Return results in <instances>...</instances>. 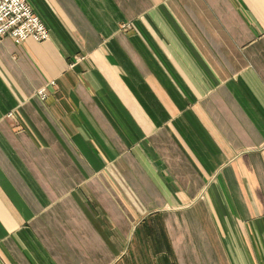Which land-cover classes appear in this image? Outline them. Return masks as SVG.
I'll list each match as a JSON object with an SVG mask.
<instances>
[{
	"label": "crops",
	"instance_id": "crops-1",
	"mask_svg": "<svg viewBox=\"0 0 264 264\" xmlns=\"http://www.w3.org/2000/svg\"><path fill=\"white\" fill-rule=\"evenodd\" d=\"M27 2L50 39L0 41V264H264V0Z\"/></svg>",
	"mask_w": 264,
	"mask_h": 264
},
{
	"label": "built area",
	"instance_id": "built-area-1",
	"mask_svg": "<svg viewBox=\"0 0 264 264\" xmlns=\"http://www.w3.org/2000/svg\"><path fill=\"white\" fill-rule=\"evenodd\" d=\"M10 37L16 44L33 40L38 43L50 39V32L35 15L27 0H0V41ZM51 82L50 85H54ZM37 95L45 100L47 88L38 91Z\"/></svg>",
	"mask_w": 264,
	"mask_h": 264
},
{
	"label": "rangeland",
	"instance_id": "rangeland-1",
	"mask_svg": "<svg viewBox=\"0 0 264 264\" xmlns=\"http://www.w3.org/2000/svg\"><path fill=\"white\" fill-rule=\"evenodd\" d=\"M125 27H127V26H125ZM127 28H128V27H127ZM84 59H85V58H82V57H81V58H77L76 63L82 62V61H84ZM72 66H74V64H73ZM53 82H54V81H53ZM54 83H55V82H54ZM50 86L54 88V87H56V83H55L54 85H50ZM45 100H46V99H45Z\"/></svg>",
	"mask_w": 264,
	"mask_h": 264
}]
</instances>
